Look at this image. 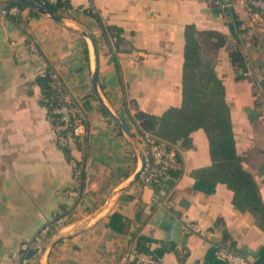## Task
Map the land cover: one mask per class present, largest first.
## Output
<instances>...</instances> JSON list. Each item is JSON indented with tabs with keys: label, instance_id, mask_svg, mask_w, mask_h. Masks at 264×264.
<instances>
[{
	"label": "crops",
	"instance_id": "0c3cea01",
	"mask_svg": "<svg viewBox=\"0 0 264 264\" xmlns=\"http://www.w3.org/2000/svg\"><path fill=\"white\" fill-rule=\"evenodd\" d=\"M8 0H0V8ZM53 13L29 15L17 25L0 13V264H15L21 243L59 215L45 245V264H125L137 248L162 264H227L217 250L227 248L250 264H264V231L248 211L233 204L225 183L193 173L212 165L202 128L171 149L179 156L178 175L130 184L148 150L135 120L136 111L161 116L182 104L184 29H214L227 38L219 49L215 73L224 88L236 153L258 187L264 205V24L238 0L232 9L245 31L230 33L225 8L212 0H61ZM14 18V17H13ZM116 29L105 34L104 26ZM118 37H117V36ZM88 36L93 37L94 47ZM33 44L37 52L29 50ZM238 48L245 69H236L229 53ZM87 54V57H86ZM97 60V64H96ZM50 69L66 95L87 111L82 149V180L55 140L37 76ZM97 69L98 96L92 87ZM130 132L111 119L104 107ZM76 189L77 199L67 191ZM127 224L108 226L113 213ZM195 223L200 232L187 228Z\"/></svg>",
	"mask_w": 264,
	"mask_h": 264
},
{
	"label": "trees",
	"instance_id": "16d2710c",
	"mask_svg": "<svg viewBox=\"0 0 264 264\" xmlns=\"http://www.w3.org/2000/svg\"><path fill=\"white\" fill-rule=\"evenodd\" d=\"M32 1L38 3V0ZM11 5L26 8L15 0H8L6 6ZM64 5V1L58 0L55 5H46L43 8L55 13L57 8ZM213 10L219 11V6L215 3H213ZM225 10L230 18L228 23L230 33L236 37L245 30L241 28V22L232 7H226ZM37 14L36 11L29 9V15ZM10 18L17 25L24 21L20 15ZM115 29L111 25L104 26L105 34L112 35ZM226 40V36L220 31L197 29L194 25H186L181 106L171 107L161 116L136 111L134 117L138 121L142 134L150 133L155 141L164 142L168 148L178 141L185 143L193 130L202 128L209 142L212 165L193 174L203 179L225 183L233 192V204L238 209L251 213L256 225L264 231V205L253 176L243 168L242 158L236 153L229 110L224 99V88L214 70L219 49L224 46ZM229 58L236 69L242 71L245 69L244 55L238 48L230 51ZM51 74L52 71L48 69L36 78L47 111L51 104L63 102L67 93L59 79L52 84ZM84 142L85 140L83 143L78 142L77 149H82ZM63 151L70 159V148H64ZM175 159L178 167L180 158L176 153ZM175 168L168 174L176 177L178 170ZM126 224L127 220L117 212L113 213L108 221V226L118 232H122ZM137 249H142L141 237L137 240Z\"/></svg>",
	"mask_w": 264,
	"mask_h": 264
},
{
	"label": "built area",
	"instance_id": "2783aa9c",
	"mask_svg": "<svg viewBox=\"0 0 264 264\" xmlns=\"http://www.w3.org/2000/svg\"><path fill=\"white\" fill-rule=\"evenodd\" d=\"M222 8L232 7L231 0H212ZM58 0H38L42 7L55 5ZM242 7L251 16L259 18L264 24V0H238ZM0 13L4 17H16L22 13V8L18 5L4 6L0 8ZM29 50L37 52L33 44H29ZM52 84L57 82V75L51 74ZM49 120L55 140L62 149L75 146L78 142L83 143L87 135L88 115L83 104L74 100L69 95L64 96L63 102L51 104L48 111ZM148 150L146 153V168L142 174L145 184L158 182L161 177L168 175V172L177 167L175 152L166 146L164 142H157L150 135H145ZM69 162L72 167V178L75 181L81 180L83 171V161L80 158L71 157ZM67 193L77 199L79 192L76 189L68 190ZM65 216L56 217L51 223L43 225L37 233L28 241L20 244L16 252L17 262L15 264H38L39 254L43 249L47 236L53 229V225L60 226L64 222ZM187 228L194 232H200V228L195 223H188ZM32 253L28 256L27 253ZM217 254L224 259L227 264H250L240 253L221 248ZM122 260L125 264H162L161 258L157 255L132 248L126 253Z\"/></svg>",
	"mask_w": 264,
	"mask_h": 264
},
{
	"label": "water",
	"instance_id": "95a60500",
	"mask_svg": "<svg viewBox=\"0 0 264 264\" xmlns=\"http://www.w3.org/2000/svg\"><path fill=\"white\" fill-rule=\"evenodd\" d=\"M21 4H23L24 6L28 7V8H31V9H34L38 12H41V13H46L45 9L40 6L38 3L32 1V0H15ZM50 16L52 19L54 20H57V21H61V18L58 17L57 15L53 14V13H50ZM89 39L91 40L92 44H93V47H94V53L96 54V48H95V42H94V39L93 37L91 36H88ZM96 64H97V60H96ZM92 87H93V90L95 92V94L98 96V90H97V69H95L93 75H92ZM99 97V96H98ZM99 100L101 101L100 97H99ZM105 111L108 113V115L111 117V119L124 131V133L127 135V136H130V132L128 130V128L125 126L124 123H122L115 115H113L107 107H105L103 105ZM145 168H146V160H145V157L142 159V163H141V167L140 169L134 174V177L133 179L130 181V184L133 183V182H137L140 180L143 172L145 171ZM51 242L50 243H47L46 245H44L43 249L41 250L40 254H39V259H38V264H45V260H46V257L48 255V251H49V248L51 246ZM32 252L29 251L27 253V255L29 256Z\"/></svg>",
	"mask_w": 264,
	"mask_h": 264
}]
</instances>
